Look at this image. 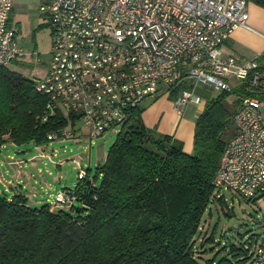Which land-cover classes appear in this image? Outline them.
Masks as SVG:
<instances>
[{"label":"trees","instance_id":"trees-1","mask_svg":"<svg viewBox=\"0 0 264 264\" xmlns=\"http://www.w3.org/2000/svg\"><path fill=\"white\" fill-rule=\"evenodd\" d=\"M248 1L264 7V0ZM35 86L34 78L0 66V150L45 145L70 119L78 123L52 111ZM192 87L182 83L170 98ZM239 91L206 101L192 154L147 127L145 108H132L95 177L88 169L75 185L70 207L39 206L27 191L0 190V264H247L245 245L258 236L236 245L218 238L206 218L226 205L215 177L234 135Z\"/></svg>","mask_w":264,"mask_h":264},{"label":"built area","instance_id":"built-area-1","mask_svg":"<svg viewBox=\"0 0 264 264\" xmlns=\"http://www.w3.org/2000/svg\"><path fill=\"white\" fill-rule=\"evenodd\" d=\"M12 9L13 0H0V66L27 55L9 27ZM40 13L53 41L46 76L34 78L36 90L52 111L80 123L70 119L50 140H94L119 128L132 108L151 97L170 98L182 83L193 87L174 99L180 114L190 104H206L197 88L240 87L237 132L215 182L246 198L264 193L263 55L245 59L222 51L238 28L248 27V0H41ZM77 176H88L82 165ZM74 187L63 188L52 204L72 206ZM245 249L247 264H264V234Z\"/></svg>","mask_w":264,"mask_h":264},{"label":"rangeland","instance_id":"rangeland-1","mask_svg":"<svg viewBox=\"0 0 264 264\" xmlns=\"http://www.w3.org/2000/svg\"><path fill=\"white\" fill-rule=\"evenodd\" d=\"M250 2L248 1V3ZM40 6L41 4L38 5V0H25L26 8L21 14L24 20L21 29L23 38L21 45L27 55L24 60L9 64V68L12 71L30 79L44 78L51 61L52 27L48 25L38 28V24L44 22L40 13ZM260 54H254L251 58ZM219 93L220 91L211 87L196 89V94L205 101L218 96ZM160 98L162 99L163 97L148 98L142 103L141 107L146 108L148 103L157 101ZM229 100L233 101V97L229 98ZM62 113L67 117L68 113L66 111ZM77 125H80V123ZM234 127L233 137L237 132L236 126ZM83 130L84 135H86V129ZM118 132L119 128H112L94 140L84 136L68 140H53L38 147L28 144L25 147L28 150L27 153L21 155L16 153V148L12 144H6L0 150L1 170L5 171L8 169L11 171L13 177H8L9 185H11L12 181H15L16 169L19 166L9 165L8 158L24 159L25 161L30 159V162L27 161L28 164L25 167L23 165L24 170L19 171V174L23 176L24 174L27 175L26 171H32L37 178H30L31 183L35 187V192H38L33 204L34 202L39 206L51 204L54 203L53 199L63 188H72L79 182L77 174L80 165L87 171L89 169L88 173L91 179L95 177L98 163L102 164L105 161ZM33 166H41L43 173H38ZM35 180L40 182L37 181V184H35ZM95 183L98 185L99 179L95 180ZM0 188L3 190L2 180H0ZM26 190L28 191V189ZM30 193L32 198V191ZM49 194H52V196L50 197ZM222 194L226 199L224 208L213 206L211 216L208 212L206 213V218L211 228L217 226V237L220 238L224 234L234 244L239 245L253 236H259L264 231V195L258 193L250 199L231 190H223ZM58 207L59 205L55 208L58 209ZM224 209L229 211L230 214L228 216L225 214Z\"/></svg>","mask_w":264,"mask_h":264},{"label":"crops","instance_id":"crops-1","mask_svg":"<svg viewBox=\"0 0 264 264\" xmlns=\"http://www.w3.org/2000/svg\"><path fill=\"white\" fill-rule=\"evenodd\" d=\"M40 4L41 0H38V5ZM25 8V0H13V9L9 17V27L16 32L19 45L22 49L21 40L23 38L21 29L24 20L21 14ZM248 12V27L238 28L233 33L232 37L223 45L222 51L225 55H236L245 59L251 58L254 54L261 53L264 59V8L250 2L248 3ZM43 26L48 25L41 22L38 24V28ZM170 99L171 98L163 97L162 99L160 98L157 99V101L148 103L142 115L143 121L147 127L156 129L159 133L169 135L181 142L184 151L192 154L194 153L195 125L198 118L203 113L205 105L190 104L185 111L180 114L174 105V100ZM22 150H24L25 153L28 151L25 148H18L16 149V153L19 155L25 154L22 153ZM8 159L9 165L11 164L19 167L16 169L15 181H12L11 185H9L8 177H13L11 171L8 169L2 171L0 163V180L3 181L2 191H7L11 195L14 192L28 189V191L26 190L27 194L30 196V199L34 201L38 192H35V187L31 183L30 178L37 179L36 176L32 171H26L25 173L27 175L23 173V176L19 174V171L24 170L23 165L25 167L26 164H28L27 161L30 162V159L26 161L24 159H15L12 157ZM98 164H100V162ZM33 167L38 173H43L41 166ZM37 181L39 180H35V184H37ZM30 191H32V198ZM49 196L51 197L52 194H49Z\"/></svg>","mask_w":264,"mask_h":264},{"label":"water","instance_id":"water-1","mask_svg":"<svg viewBox=\"0 0 264 264\" xmlns=\"http://www.w3.org/2000/svg\"><path fill=\"white\" fill-rule=\"evenodd\" d=\"M22 153H25V151H24V150H22Z\"/></svg>","mask_w":264,"mask_h":264}]
</instances>
